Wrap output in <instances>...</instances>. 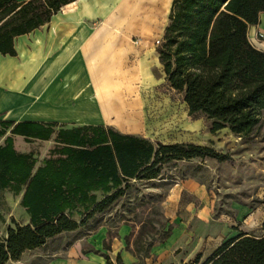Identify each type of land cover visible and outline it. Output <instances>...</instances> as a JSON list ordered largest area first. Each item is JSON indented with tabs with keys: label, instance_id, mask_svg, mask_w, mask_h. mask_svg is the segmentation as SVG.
Instances as JSON below:
<instances>
[{
	"label": "trees",
	"instance_id": "obj_1",
	"mask_svg": "<svg viewBox=\"0 0 264 264\" xmlns=\"http://www.w3.org/2000/svg\"><path fill=\"white\" fill-rule=\"evenodd\" d=\"M74 1L0 0V52L16 55L17 36L47 24ZM262 12L264 0L172 1L158 46L166 80L183 95L190 115L211 120L213 133L228 127L245 137L261 124L264 51L251 43L248 29L260 22ZM12 124L2 121L0 126ZM56 125L19 122L13 132L48 140ZM55 141L57 146L37 167L32 154L14 150L11 137L0 146V189L19 192L25 185L21 205L30 217L27 224L9 226L7 237L0 239V264L19 261L25 252L106 213L136 181L163 179V166L170 161L226 158L210 146L154 142L96 125L62 126ZM171 231H164L160 241ZM203 264H264V233L240 232L225 239Z\"/></svg>",
	"mask_w": 264,
	"mask_h": 264
},
{
	"label": "crops",
	"instance_id": "obj_2",
	"mask_svg": "<svg viewBox=\"0 0 264 264\" xmlns=\"http://www.w3.org/2000/svg\"><path fill=\"white\" fill-rule=\"evenodd\" d=\"M172 1L75 0L54 14L47 24L17 36L16 55L0 52V125L2 121L13 123L7 128L0 126L4 131L0 146L11 137L17 153L32 154L36 158L30 144L36 139L47 140L13 132L15 125L26 121L56 123L61 127L104 126L154 141L141 130L139 116L142 104L146 108L145 88L157 81L155 69L160 68L167 83L158 46ZM248 37L256 48L264 51V12L258 24L249 26ZM167 105L170 110L169 102ZM183 107L189 113L184 100ZM188 126L187 121L181 125L190 130ZM19 136L23 140L20 145ZM176 185L165 201L168 218L176 214L181 190H196L191 183ZM6 189L15 192L11 187L0 190ZM25 189L23 185L15 192L20 193V200ZM131 230L130 225L123 224L108 246L105 243L109 230L102 226L92 235L78 237L70 243L47 246L48 241L34 250H40L43 264H108L104 254L110 256L112 264H144L150 258L128 247L127 236ZM71 232L74 231L54 238ZM181 235L176 239L171 231L165 244L169 252L180 248L188 238V233ZM56 251L58 254L50 256ZM177 255L180 263L185 264L186 257L180 254L165 256L158 264H175L171 259Z\"/></svg>",
	"mask_w": 264,
	"mask_h": 264
},
{
	"label": "rangeland",
	"instance_id": "obj_3",
	"mask_svg": "<svg viewBox=\"0 0 264 264\" xmlns=\"http://www.w3.org/2000/svg\"><path fill=\"white\" fill-rule=\"evenodd\" d=\"M154 73L157 81L144 91L147 95L144 96L146 108L142 104L139 116L141 130L154 142L168 143L181 139L210 146L215 152L225 154L226 158L219 160L204 155L170 161L163 166V179L136 181L135 186L112 209L97 215L74 232L49 240L47 246L70 243L78 237L92 235L102 226L109 230L105 243L108 246L121 226L128 224L132 227L127 236L128 247L150 258L144 264H158L159 259L172 254L185 256V264H201L216 245L227 238L240 232L264 233V110L260 126L245 137L235 135L228 127L213 133L210 131L211 120L200 113L190 115L185 112L183 95L164 82L159 67ZM136 89L139 91V87ZM166 102H169L170 110ZM186 121L190 130L181 127ZM60 128V125L55 127L49 140L36 139L30 144L36 152V167L57 146L55 139ZM17 143H23L22 137H18ZM186 183H191L196 190H181L176 214L168 218L165 213L166 199L176 184L181 186ZM19 194L9 189L0 190V239L7 237L9 226L30 222L20 204ZM98 196L101 197L100 193ZM74 217L80 219L78 214ZM99 219L100 223H96ZM169 228L176 239L188 233L181 247L170 252L165 246L169 239L163 243L160 241L161 235ZM175 242L181 243V240ZM202 250L204 253L199 254ZM39 251H27L21 260L7 264H43ZM53 254L58 253L52 252L50 256ZM178 257L171 262L181 264Z\"/></svg>",
	"mask_w": 264,
	"mask_h": 264
}]
</instances>
